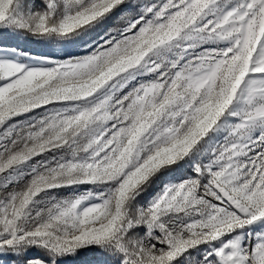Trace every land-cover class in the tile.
Here are the masks:
<instances>
[{
    "label": "snow or ice",
    "instance_id": "snow-or-ice-1",
    "mask_svg": "<svg viewBox=\"0 0 264 264\" xmlns=\"http://www.w3.org/2000/svg\"><path fill=\"white\" fill-rule=\"evenodd\" d=\"M9 36L0 264H264V0H0Z\"/></svg>",
    "mask_w": 264,
    "mask_h": 264
},
{
    "label": "rangeland",
    "instance_id": "rangeland-1",
    "mask_svg": "<svg viewBox=\"0 0 264 264\" xmlns=\"http://www.w3.org/2000/svg\"><path fill=\"white\" fill-rule=\"evenodd\" d=\"M17 43H22L20 41H17L16 39H14L13 37H0V46H3V45H14V44H17ZM27 47L29 48H32L34 52H40L42 51V49L37 46V45H27Z\"/></svg>",
    "mask_w": 264,
    "mask_h": 264
}]
</instances>
